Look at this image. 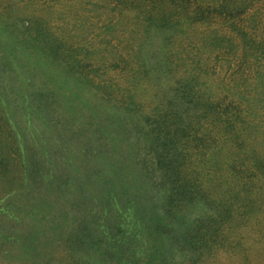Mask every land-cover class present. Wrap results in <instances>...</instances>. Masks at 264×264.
<instances>
[{"label":"trees","instance_id":"16d2710c","mask_svg":"<svg viewBox=\"0 0 264 264\" xmlns=\"http://www.w3.org/2000/svg\"><path fill=\"white\" fill-rule=\"evenodd\" d=\"M106 1L113 16L129 14L132 21L129 37L116 36L101 66H113L125 84L115 81L113 101L106 99L130 138L127 165L115 162L113 178L130 182L126 195L124 184L113 192L119 206L113 223L96 235L113 244V264H184L221 237L216 225L227 208H241L254 189L264 191V0ZM7 4L0 8V94H9L11 73L32 77L31 55L59 58L96 91L111 86L95 82L87 48L62 51L49 30L10 20ZM13 97L0 106V194L38 173L21 159L16 113L25 99ZM37 105L43 116L45 104ZM85 232L74 237L73 262L80 261L78 247L90 245Z\"/></svg>","mask_w":264,"mask_h":264},{"label":"rangeland","instance_id":"374dc122","mask_svg":"<svg viewBox=\"0 0 264 264\" xmlns=\"http://www.w3.org/2000/svg\"><path fill=\"white\" fill-rule=\"evenodd\" d=\"M4 3L10 20L49 30L62 40V51L87 48L95 82L111 86L96 91L57 57L31 55L32 77L22 70L11 73L14 80L8 95L1 92L0 106L13 101V94L25 99L16 113V139L21 159L28 158L38 173L21 188L0 194V264H113V244L100 240L96 230L113 223L117 187L124 184V194L129 193L130 177L113 178V164L127 165L130 138L112 105L113 85L125 84L115 77L113 66L102 68V62L113 54L117 35L120 40L129 37L131 17L113 16L106 0H0V8ZM9 74L4 73V84ZM37 102L45 104L43 116L35 110ZM216 185L214 180V193ZM252 191L241 208H227L228 217L216 225L221 237L208 243L207 251L185 257L184 264H264V191ZM82 227L91 235L90 245L78 247L80 261L73 262L69 250Z\"/></svg>","mask_w":264,"mask_h":264}]
</instances>
